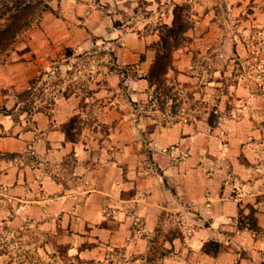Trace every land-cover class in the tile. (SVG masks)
<instances>
[{"label":"crops","instance_id":"obj_1","mask_svg":"<svg viewBox=\"0 0 264 264\" xmlns=\"http://www.w3.org/2000/svg\"><path fill=\"white\" fill-rule=\"evenodd\" d=\"M31 57L26 52L16 64L0 66V90L20 88L37 75L39 61ZM235 92L239 107L218 128L201 131L197 122V128H157L150 135L153 155L163 156L161 176L138 171L134 154L141 136L123 129L127 121L115 112L99 115L104 126L117 123L107 140L93 132L89 141L81 133L75 143L56 129L75 115V98L58 101L50 120L35 115L30 129L23 119L15 124L0 114V223L54 235L69 257L94 264L106 251L119 264H264V87L260 97ZM11 103L0 95V106ZM121 157L129 165L126 176ZM170 157H179L173 167ZM248 207L257 219L255 232L237 226ZM165 212L191 218L192 225L163 227L162 233L181 235L171 242L158 238L175 255L146 261L142 256L158 232L155 220ZM210 241L245 258L202 255Z\"/></svg>","mask_w":264,"mask_h":264},{"label":"rangeland","instance_id":"obj_2","mask_svg":"<svg viewBox=\"0 0 264 264\" xmlns=\"http://www.w3.org/2000/svg\"><path fill=\"white\" fill-rule=\"evenodd\" d=\"M43 2L50 10L36 17L10 52L0 58V66L14 65L27 52L39 61L37 75L23 86L0 90L2 97L12 101L10 107L0 106L1 114H9L15 124L23 119L29 129L36 127L35 115L50 120L58 101L75 98L78 108L72 133L76 139L85 133L90 141L94 132L107 140L110 129L117 125L99 123L100 113L107 109L127 121L123 129L141 136V146L138 144L134 154L137 165L140 163L138 171L161 176L163 156H154L149 146L150 135L157 128L199 122V130L212 131L231 109L239 107L235 91L263 96L264 0ZM175 6L185 7L190 30L183 46L172 54V67L163 86L152 87L147 77L155 56L154 45L171 25ZM56 129L61 131L62 125ZM131 140L130 135L127 144ZM173 151L170 148L163 154ZM171 157L169 164L173 167L179 157ZM122 159L126 176L129 165ZM247 210L248 215L241 210L237 226L255 232L257 219L251 207ZM189 225L191 218L183 219L174 212H165L155 220L157 228ZM164 236L158 233V238ZM54 237L17 231L15 223H0V257H4V264H94L69 257L67 247L57 245ZM159 243L149 242L147 256H142L146 261L175 255L174 250H166ZM219 246L217 255L245 258L240 250ZM112 256L113 252L106 251L98 263L119 264Z\"/></svg>","mask_w":264,"mask_h":264},{"label":"trees","instance_id":"obj_3","mask_svg":"<svg viewBox=\"0 0 264 264\" xmlns=\"http://www.w3.org/2000/svg\"><path fill=\"white\" fill-rule=\"evenodd\" d=\"M47 10L50 8L43 0H0V58L10 52L12 46L30 27L35 18ZM189 30L190 23L185 7L175 6L171 25L162 31L158 43L154 45L155 56L147 77L150 86H163L172 67V54L183 46L185 35ZM75 121L76 119L71 117L67 124L62 125L61 132L69 143L77 141L75 134L72 133ZM254 226L255 222L252 223V227ZM157 229V236L152 240V244L158 240V233H162V227ZM170 233L172 235L168 236ZM180 236V233L169 230L165 232L163 241L171 242ZM219 247L218 243L210 241L204 245L201 254L216 257Z\"/></svg>","mask_w":264,"mask_h":264}]
</instances>
